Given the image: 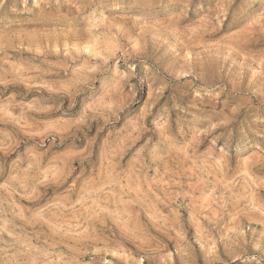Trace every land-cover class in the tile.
<instances>
[{
	"label": "rangeland",
	"instance_id": "1",
	"mask_svg": "<svg viewBox=\"0 0 264 264\" xmlns=\"http://www.w3.org/2000/svg\"><path fill=\"white\" fill-rule=\"evenodd\" d=\"M0 264H264V0H0Z\"/></svg>",
	"mask_w": 264,
	"mask_h": 264
}]
</instances>
